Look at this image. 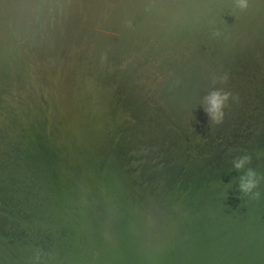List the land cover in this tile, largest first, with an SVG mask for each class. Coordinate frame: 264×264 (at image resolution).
Returning <instances> with one entry per match:
<instances>
[{"label":"water","instance_id":"95a60500","mask_svg":"<svg viewBox=\"0 0 264 264\" xmlns=\"http://www.w3.org/2000/svg\"><path fill=\"white\" fill-rule=\"evenodd\" d=\"M249 168L264 0H0V264H264Z\"/></svg>","mask_w":264,"mask_h":264},{"label":"clouds","instance_id":"9594fccd","mask_svg":"<svg viewBox=\"0 0 264 264\" xmlns=\"http://www.w3.org/2000/svg\"><path fill=\"white\" fill-rule=\"evenodd\" d=\"M234 9L239 12L246 11L250 6V0H233ZM210 25L213 23L209 22ZM131 25H129L130 27ZM211 35L215 38H219L221 33L218 30H212ZM104 59V57H102ZM227 74L219 77L213 78V85L220 84L223 85L227 83ZM238 96L233 95L229 91H225L222 87H211L210 90L203 95L200 101V107L209 119V123L212 125H219L224 121L225 118V107L228 105L229 101L237 102ZM251 161V156L249 154H244L238 156L233 160V166L235 169L239 170L244 168V166ZM264 179L260 177L253 169H247L246 173L240 177L239 189L241 192L248 194L253 193L255 197H259L260 193L253 192L260 183V180ZM36 260H39V254L36 256Z\"/></svg>","mask_w":264,"mask_h":264}]
</instances>
